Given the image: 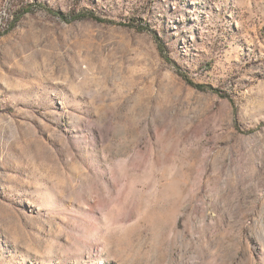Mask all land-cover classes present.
I'll return each mask as SVG.
<instances>
[{"label":"rangeland","instance_id":"374dc122","mask_svg":"<svg viewBox=\"0 0 264 264\" xmlns=\"http://www.w3.org/2000/svg\"><path fill=\"white\" fill-rule=\"evenodd\" d=\"M0 264H264V0H0Z\"/></svg>","mask_w":264,"mask_h":264},{"label":"trees","instance_id":"16d2710c","mask_svg":"<svg viewBox=\"0 0 264 264\" xmlns=\"http://www.w3.org/2000/svg\"><path fill=\"white\" fill-rule=\"evenodd\" d=\"M60 15H61V16H64L62 13H60ZM158 40L160 41V39H158ZM189 83H191V85L195 86V87L198 88V89H204V88H202V86H200V85H198V84H194L193 82H190V81H189Z\"/></svg>","mask_w":264,"mask_h":264}]
</instances>
